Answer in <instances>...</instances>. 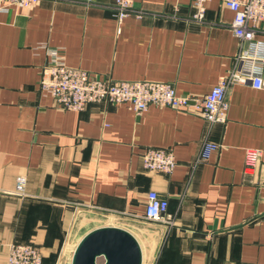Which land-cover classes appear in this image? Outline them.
Instances as JSON below:
<instances>
[{"label": "crops", "instance_id": "obj_1", "mask_svg": "<svg viewBox=\"0 0 264 264\" xmlns=\"http://www.w3.org/2000/svg\"><path fill=\"white\" fill-rule=\"evenodd\" d=\"M140 16L118 20L113 0H39L0 11V264L8 245L31 243L42 264H70L87 227L115 220L138 241L141 264H264V88L226 92V119L127 103L61 109L39 91L53 55L100 79L173 83L204 95L233 66V12L209 0H131ZM262 37V35H259ZM204 141L218 145L195 159ZM147 147L169 148V174L143 168ZM261 149L253 181L244 151ZM167 200L166 221L144 219L146 193ZM99 226V225H98ZM69 259V260H68Z\"/></svg>", "mask_w": 264, "mask_h": 264}, {"label": "built area", "instance_id": "obj_2", "mask_svg": "<svg viewBox=\"0 0 264 264\" xmlns=\"http://www.w3.org/2000/svg\"><path fill=\"white\" fill-rule=\"evenodd\" d=\"M39 0H0V11L11 7H28ZM209 0H192L194 18L203 19L205 5ZM233 12L229 27L238 41L233 66L210 91L204 95L179 94L173 83L153 80L100 79L79 67L64 63L61 56L53 55L40 71L39 91L50 95L61 109L81 110L91 102L127 103L135 115L143 113L148 106L186 109L199 113L208 123H222L226 119V92L233 84L250 82L255 88H264V0H222ZM113 12L118 20L139 11L133 9L131 0H113ZM262 35V37H259ZM218 145L204 141L195 163L205 161ZM261 149L244 151L243 178L253 181L261 156ZM144 169L169 174L176 161L169 148L147 147L140 154ZM167 200L156 191L146 193L144 219L152 222L166 221ZM41 249L31 243L8 245L6 264H42Z\"/></svg>", "mask_w": 264, "mask_h": 264}, {"label": "water", "instance_id": "obj_3", "mask_svg": "<svg viewBox=\"0 0 264 264\" xmlns=\"http://www.w3.org/2000/svg\"><path fill=\"white\" fill-rule=\"evenodd\" d=\"M141 264V248L128 230L118 226H99L87 231L77 242L70 264Z\"/></svg>", "mask_w": 264, "mask_h": 264}, {"label": "rangeland", "instance_id": "obj_4", "mask_svg": "<svg viewBox=\"0 0 264 264\" xmlns=\"http://www.w3.org/2000/svg\"><path fill=\"white\" fill-rule=\"evenodd\" d=\"M94 225H97V227H99V226H106V225L121 227V224L120 223L118 224V223L115 222V220H110V219H104V220L99 221V222L94 223V224H88L87 227L89 228V227H92ZM102 262H103V259L101 257L97 259V264H101Z\"/></svg>", "mask_w": 264, "mask_h": 264}, {"label": "trees", "instance_id": "obj_5", "mask_svg": "<svg viewBox=\"0 0 264 264\" xmlns=\"http://www.w3.org/2000/svg\"><path fill=\"white\" fill-rule=\"evenodd\" d=\"M42 261H43V258H42Z\"/></svg>", "mask_w": 264, "mask_h": 264}]
</instances>
